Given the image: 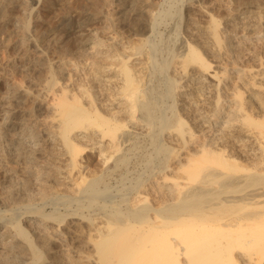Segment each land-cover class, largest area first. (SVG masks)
Wrapping results in <instances>:
<instances>
[{
    "label": "bare ground",
    "instance_id": "6f19581e",
    "mask_svg": "<svg viewBox=\"0 0 264 264\" xmlns=\"http://www.w3.org/2000/svg\"><path fill=\"white\" fill-rule=\"evenodd\" d=\"M0 264H264V0H0Z\"/></svg>",
    "mask_w": 264,
    "mask_h": 264
},
{
    "label": "rangeland",
    "instance_id": "374dc122",
    "mask_svg": "<svg viewBox=\"0 0 264 264\" xmlns=\"http://www.w3.org/2000/svg\"><path fill=\"white\" fill-rule=\"evenodd\" d=\"M18 78H19V77H18ZM153 193H155V192H153V190H152V191L150 190V198H151V201H152L153 203H155L157 197L155 196L156 193H155L154 195H153ZM151 195H152L153 197H151Z\"/></svg>",
    "mask_w": 264,
    "mask_h": 264
}]
</instances>
